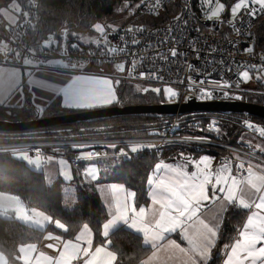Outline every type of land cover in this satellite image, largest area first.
<instances>
[{"label": "built area", "instance_id": "2783aa9c", "mask_svg": "<svg viewBox=\"0 0 264 264\" xmlns=\"http://www.w3.org/2000/svg\"><path fill=\"white\" fill-rule=\"evenodd\" d=\"M170 1L159 0L157 4V0H143L134 17L119 30L92 42L70 37L67 27L63 26L57 40L36 45L28 38L34 26L36 0H26L16 24L4 23L0 16V41L5 44L0 50L3 63L24 66V60L28 59L32 61L31 66L46 67L49 61L57 60L69 67L77 65L80 70L110 69L114 79L171 88L176 95L166 94L164 102L167 103H183L189 97L197 101L244 100L247 93H257L246 88L251 81L240 73L255 71L264 75V54L254 55L247 50L252 45L254 24L264 12L248 15L241 11L235 18L208 20L203 15L206 5L201 1L182 0L180 10L168 25L145 29L136 24L142 17L159 15ZM172 50L176 51V56H172ZM121 64L123 70L118 67ZM194 115L165 118L166 123L155 136L5 143L0 144V154L22 152L47 156L69 151L73 153L68 157L70 165L78 168L86 160L82 153L91 152L90 159L110 156L128 160L138 153L152 152L160 160L166 149L180 148L214 155L218 168L227 166L235 176H246L244 169L251 162L264 167L262 157L222 141L218 123H202L194 120ZM240 123L249 133H261V126L253 120L241 118ZM132 147L138 150L132 152ZM241 162L244 169L238 170Z\"/></svg>", "mask_w": 264, "mask_h": 264}, {"label": "trees", "instance_id": "16d2710c", "mask_svg": "<svg viewBox=\"0 0 264 264\" xmlns=\"http://www.w3.org/2000/svg\"><path fill=\"white\" fill-rule=\"evenodd\" d=\"M143 0H36V16L34 26L30 30L28 38L38 45L45 41H55L59 38L58 31L66 26L70 37H95V25L103 20L113 18L121 8L126 5L127 10L133 6H140ZM182 0H172L164 5L157 16H145L136 21V24L145 29L168 25L171 19L180 10ZM198 3L201 0H195ZM225 4V10L221 13L222 19L230 17V9L236 0H220ZM26 0H0V16L3 11L13 8L18 9V15L24 10ZM15 6V7H12ZM137 7V9H138ZM125 10V9H123ZM197 12L200 10L197 8ZM137 11V10H135ZM17 13V10L15 11ZM134 14H136L134 12ZM126 19L118 27L119 30L127 21ZM110 32V31H108ZM106 32V34L108 33ZM105 35V34H104ZM103 36V35H102ZM251 49L254 55L264 54V14L255 22L251 31ZM247 89L256 90L263 94L247 95L246 100L258 104L264 103V81L258 80L246 85ZM116 104H156L164 102L163 96L148 93L147 98L139 94L134 84L123 81L114 85ZM28 100V96H27ZM35 108L28 101L22 108H7L0 106V119L28 120L34 117ZM80 110L60 108L58 102H53L45 108L40 116L47 117L58 114H67ZM233 116H235L233 118ZM192 118L202 123L216 122L219 125V134L222 141L246 149L244 144L246 130L240 123L241 118H248L257 122L264 129V119L242 115H222L216 113L195 114ZM166 119L121 116L90 123H72L51 128L32 130L24 133H0V144L42 141V140H94L126 137L155 136L166 123ZM224 122V123H223ZM256 139L261 135L252 133ZM264 147V142L260 143ZM248 149V148H247ZM252 151V150H251ZM260 154L258 151H253ZM68 157L72 152H65ZM162 152V156L163 157ZM212 155V154H210ZM264 156V154H262ZM264 159V157H262ZM159 160L152 152H141L131 156L128 160H122L121 164L110 171L108 175H100V179L93 185L86 183V175L78 172L76 179V201L71 209H65L61 204V187L59 180L53 184H47L42 172L34 170L23 161L15 159L12 154H0V192L16 196L28 208L34 209L50 218L51 224L45 229L38 230L14 219L0 217V253L8 263H16L18 248L30 243L37 244L45 233H62L68 239H74L78 231L87 225L92 234V246L105 245L116 254L115 264H142L150 253V248L142 243L139 235L131 232L123 226H119L109 233L107 237L102 235V226L108 218V213L97 191L96 185L102 182L119 183L135 193L133 207L145 205L148 201V179ZM83 166L80 164L78 168ZM100 174V173H99ZM245 212L233 206L224 213L220 223L217 239L211 250V257L207 264H219L221 254L234 237L236 231L244 219ZM59 221L65 228L62 232L55 228L54 223Z\"/></svg>", "mask_w": 264, "mask_h": 264}, {"label": "snow or ice", "instance_id": "6c2138e0", "mask_svg": "<svg viewBox=\"0 0 264 264\" xmlns=\"http://www.w3.org/2000/svg\"><path fill=\"white\" fill-rule=\"evenodd\" d=\"M159 0H157V4ZM202 3L213 5V0H202ZM258 6V8L256 7ZM225 10V4L220 0H215V5L209 8L207 19L219 18L220 13ZM241 11L247 12L248 15H255L257 11L264 12V0H238L231 7L233 18L237 17ZM95 29L104 34L105 29L100 24L95 25ZM131 30V29H129ZM105 39L107 37L105 36ZM75 47V45H73ZM252 51L251 48L247 49ZM115 51V49H112ZM172 56H176L175 50H172ZM25 65L32 64L31 60L25 59ZM64 68L69 65L63 64ZM76 68L77 65H72ZM123 70V64L118 65ZM240 75L247 80L249 72L243 71ZM9 86H13L16 82V73H11L7 77ZM112 80L103 77L93 76H74L66 86L56 89L57 94H62L63 106L72 109H91L101 104H111L115 98ZM119 83V81H117ZM5 81L0 77V88H3ZM159 92L160 89H153ZM166 94L174 97L176 93L171 88L164 89ZM210 97V94H209ZM251 126V125H249ZM264 135V129L260 130ZM115 147V145H113ZM137 147H132L131 151H137ZM99 155V154H97ZM92 153H84L82 158L90 159ZM23 158L29 163L35 161L29 160L27 153L23 154ZM51 159V157H49ZM64 163V161H61ZM195 171H187V166L172 167L168 166L165 172L155 181L149 179V185H155L151 192V209L141 207L137 211L131 206L127 199H116L115 213L113 218L103 225V235H109V229L123 223L128 228L143 234L144 243L151 245L153 249L157 248L158 242L164 239V234L175 232L177 228L184 231L186 221H192L196 217L202 206V202L208 200V185L212 184L213 196L215 197L218 188L220 193L224 194V200L228 204H238L243 209H255L247 217V222L243 225V230L239 232V238L231 245L230 251L224 264H264V175L253 171L249 165L244 169V163L241 162L237 168L244 169L246 176H233L231 169L227 166H221L215 172L210 169V158L205 156L199 161L192 162ZM214 180V183H213ZM122 191L120 186H112V192ZM251 193L252 199H246L245 194ZM135 193H129L128 196L134 197ZM224 206L222 205V210ZM17 212H23L22 208H16ZM131 213V215H129ZM39 215V214H38ZM26 220H32V217H25ZM48 220L49 217H43ZM39 223V221H35ZM57 226L64 229L65 226L59 221ZM219 224L209 225L200 220L198 225L194 226L193 234L188 239L189 248L181 249L189 256V264H198V260L203 264H207L210 258V250L214 246L215 239L218 234ZM53 239L59 240V237ZM170 243L175 244L174 241ZM82 244H86L83 247ZM92 239L88 226L84 225V230L76 236V242L67 240L62 242V248L58 255H46L40 252L35 258V264H73L74 261L83 259V264H113L117 259L116 254L106 251L103 247H96L91 252ZM179 247V245H176ZM57 245L53 243L47 244V248L53 249ZM37 251V245L34 243L21 246L19 252L21 255L17 257L23 261V264H32V254ZM156 253H152L151 260ZM86 257V259H85Z\"/></svg>", "mask_w": 264, "mask_h": 264}, {"label": "crops", "instance_id": "0c3cea01", "mask_svg": "<svg viewBox=\"0 0 264 264\" xmlns=\"http://www.w3.org/2000/svg\"><path fill=\"white\" fill-rule=\"evenodd\" d=\"M12 7H15V6H12ZM18 9L19 8H13L12 11L10 9L8 11L2 12L3 14L2 16L5 18L7 24H11V25L16 24L17 18H18L17 17ZM16 10H17V13H15ZM79 38H80L79 40H81L82 42H92L94 40L99 39V36L79 37ZM4 46L5 44L1 43L0 50ZM63 64L65 63L61 61H57V60L49 61L46 67H35L31 65L20 66L17 64L3 63V55L0 51V77H2L5 81L4 87L2 89L0 88L1 89L0 95L4 94V97L0 98V106H5L7 108H13V109L22 108L25 102L28 101V104H30L33 108L39 110L40 114L45 108L49 106V104L53 102H58L60 108H67L63 106L62 94H57L55 90L66 86V84L69 83L74 76L79 75V76L103 77V78H107L110 80L112 78L109 72L110 69H104L102 72H100L97 69H91V71H93L91 72L89 70H80L79 68H72V67L64 68ZM13 72L16 73V82L18 83H15L13 86H9L7 83V77L9 74ZM113 92L115 96L114 87H113ZM27 96H28V100H27ZM115 101H116V96L112 103H114ZM102 105H107V104H101L99 106H102ZM67 109L89 110V109H72V108H67ZM91 109H94V108H91ZM260 137H261L260 139L259 137L256 139V136H252V135H251V139L247 137L244 141V144L246 145L248 149L246 148L245 150L251 153H254L253 151H258L260 154H256V153L254 154L259 157H264L262 155L264 154V147L260 145V143L264 142V136L261 135ZM205 156L210 158V169L213 172L219 169L218 166L216 165V159L214 155H210L208 153H195V152H192L186 149L175 148V150L168 151V155L166 156L164 160V161H167L165 165L160 166V168L155 165L153 170L157 168L159 176H160L161 174L165 172L168 166L181 167V166L186 165L187 171L192 172V171H195V168L193 167L192 162L199 161L202 157H205ZM111 158L107 157L105 159H111ZM163 158H164V153H163V157L160 160H162ZM251 166L254 172L264 175V167H262L259 164L253 163V162H251ZM231 172H232V175L235 176L232 170ZM158 177H156L155 180ZM213 183H214V180H213ZM113 185L122 187V191L113 193L112 192ZM96 186L104 187L105 192L107 194L106 195L102 193L103 190H101L100 187L98 188L96 187L97 188L96 191L108 213V218L105 223H107L109 220L113 218V215L115 213V203H116L115 198H118L120 200L127 199L130 205L133 206V197L128 196V194L132 192L129 189H127L125 186H123L122 184L114 183V182H102V183H98ZM154 186H155L154 184L152 186H148L149 187L148 192H147L148 201L145 205H142L140 207H135L137 211L141 207L146 208V210L151 209L152 207H158V206H153L151 204L150 194ZM106 187H108V190H106ZM207 192H208L209 199L202 202V206L200 210L198 211L196 217H194L192 221L185 222L184 228L187 229V231H184L181 228H177L175 232L165 233L164 239L158 242L156 249H153L150 244L146 245L144 243V238H143L142 233L128 228L123 223H117V225L109 229V233L113 231L114 229H116L117 227L123 226L126 229L130 230L131 232L135 233L136 235L141 236L143 245L150 248V253L144 259L142 264H189L188 254L186 252H181V249L187 250L189 248L187 237L190 234H193L194 226L198 225L200 220H203L205 223L209 225H215L218 223L220 226L224 213L227 211L229 207L235 206L241 209L242 211H244L245 216L241 222V225L236 231L234 237L231 239L230 243L226 246V248L223 250L221 254V259H220L219 264H224V261L227 258V253L230 251L231 245L235 242L236 239L239 238V232L243 230V225L247 222L248 215H250L252 211H255V209L253 208V209L246 210L240 207L238 204H228L224 200V194L220 193L218 188L216 190V194L214 197L212 184L208 185ZM103 194L106 197V203L103 199ZM245 198L250 200L253 197L251 193H246ZM222 205L224 206L223 210H222ZM18 207L22 208L23 212L18 213L16 210V208ZM38 213L39 212L29 211L26 208H24V205L16 198V196L8 194V193L0 192V217L6 218V219H14L18 221L19 220L17 218L18 216L20 219H22L21 216H25L24 214H27L30 217L33 215L34 218L32 219H35V221H37L38 219L42 217V214L38 215ZM129 215H131V213H129ZM43 221H44V226L42 228H38L36 225H29V226L35 229H38V230H43L45 229V227L47 226L46 224H48L50 220L49 221L43 220ZM49 224H51V221ZM54 225H55V228L58 229L60 232L64 230V229L59 228L57 224L54 223ZM82 230H84V226L78 231L76 236H78ZM88 230L91 233V230L89 228ZM102 235H103V226H102ZM76 236L74 239H68L62 233H51V232L45 233L41 241L36 244L37 251L32 254L33 256L32 264H35V258L39 255L40 252H44L46 255H51V256L58 255L59 250L62 248V242L67 241V240H72L73 242H76ZM54 237H59L60 239L55 240L53 239ZM103 237L105 236L103 235ZM91 239H92V234H91ZM216 239H215V242H216ZM171 241H174L175 244L170 243ZM49 243L56 244L57 247L53 249H49L47 248V244ZM176 245H179V247H177ZM82 246L86 247L87 245L82 244ZM96 247H103L106 251H110L105 245H99ZM96 247H91L90 251L94 252ZM19 248H18V253L16 256V263H12V264H23L22 260L17 259V257L21 255V253L19 252ZM211 250H210V257H211ZM153 252H155L156 255L151 260H149V257H152ZM115 261L113 262V264H115ZM0 264H11V263H8L7 258L2 253H0ZM73 264H83V259L74 261ZM198 264H203V262L198 260Z\"/></svg>", "mask_w": 264, "mask_h": 264}, {"label": "rangeland", "instance_id": "374dc122", "mask_svg": "<svg viewBox=\"0 0 264 264\" xmlns=\"http://www.w3.org/2000/svg\"><path fill=\"white\" fill-rule=\"evenodd\" d=\"M236 2H238V0H236L234 2V4ZM201 4L206 5V7L204 8V11H203V15H204V17H207V14L209 12V8L213 7L215 5V0H213V5H208L206 3H202V0H201ZM137 7H138V5L133 6L131 9L127 10L126 5H125L121 8V11H119L113 18L111 17L109 20H103L102 22H100L99 24L102 25V27H104V29H105L104 34H106V32H108V31L112 32L113 31L112 29L114 27H118L126 19L133 18L135 15L134 12L136 13L135 10H137ZM123 9H125V10H123ZM230 12H231V9H230ZM230 16H232L231 13H230ZM220 17H221V13L219 15V18ZM95 31H96V35L99 36V38L102 37V35L104 36V34H101L96 29H95ZM1 43H2V41H0V44ZM111 80L113 82L112 87H114L115 84H118L117 81H119V83H122L124 81L122 79H117V78L114 79L113 77L111 78ZM258 80L264 81V75L260 76V74L258 72H255V71L251 72L249 74V78L247 79V81H251V82L258 81ZM126 82L133 83L136 91L139 94H141L142 96H144L147 101H149L147 98L148 93H152L158 97L159 96L166 97V93L164 91L165 88H162L158 84H143V83L134 82V81H126ZM153 89H160V91L156 92V91H153ZM254 91H256V90H254ZM256 92L257 93H254V92L247 93L244 96V100H246L245 98L247 95L263 94V93H260L258 91H256ZM1 97H4V94L0 95V98ZM111 105H113V103L107 104V105H102V106H99L96 108L107 107V106H111ZM234 117L235 116H233V118ZM251 135L255 136L252 133L246 132V137L251 139ZM256 135H262V134L257 133ZM64 150L65 149H62L61 151H64ZM171 150H175V148L166 149L164 151V158L162 160H159V162L156 164V166H158L160 168V166L165 165V163L167 161H164V160H165L166 156L168 155V151H171ZM23 154L24 153H22V152L12 153V157L15 159L23 161L26 165H28L29 167H32L34 170H36L38 172H42L47 184H53L59 180V183L62 184V187H61V204L65 209H71L74 206V203L76 201V185H75L76 179H75V177L79 175L78 172L79 173L81 172L80 175H82L84 183H85V179H84L83 175H86V177H85L86 183L93 185L96 181L101 180L99 178L100 175L110 174L111 170H113L115 167H117L118 165L121 164L120 157H112L111 158L109 156L111 159H105V158L86 159L82 162L83 166H81L80 168H73L69 163L68 156L66 155V153H63V152L52 153V154H49L47 156H44V155H37V156L28 155L29 160L35 161V163H29L28 160L23 158ZM83 154L84 153H82L81 155L83 156ZM49 157H51V159H49ZM61 161H64V163H61ZM158 176H159L158 170H157V168H155V170H153L151 172V174L149 175V179L151 178L154 181L155 178ZM149 186H152V185H149ZM96 187L98 188L100 186H96ZM100 188H101V190H103L102 193L106 194L105 188L102 186ZM106 190H108V187H106ZM104 194H103V199L106 203V197L104 196ZM19 201L21 202V200H19ZM24 208H26L29 211L38 212L34 209H30V208L26 207L25 205H24ZM38 214H42V213L39 212ZM24 215L25 216H21L22 219H20L18 216L17 217L19 219L18 221H20V222L22 221V223H25L28 225H36L38 228H42L44 226L43 220H45V219H43V216L47 217L46 215L42 214V217L40 219H38L39 223H35V219L26 220L25 217H28V215L27 214H24ZM31 217L34 218L33 215ZM49 220L50 219H48V221ZM49 223H50V221L48 222V224ZM48 224H46V225H48Z\"/></svg>", "mask_w": 264, "mask_h": 264}, {"label": "water", "instance_id": "95a60500", "mask_svg": "<svg viewBox=\"0 0 264 264\" xmlns=\"http://www.w3.org/2000/svg\"><path fill=\"white\" fill-rule=\"evenodd\" d=\"M34 117L28 120L0 119V133H24L32 130L51 128L72 123H90L121 116H143L165 119L174 115L216 113L222 115H242L264 119V103L258 104L247 100L197 101L189 97L183 103L160 102L156 104H116L80 110L67 114L41 117L39 110H34Z\"/></svg>", "mask_w": 264, "mask_h": 264}]
</instances>
